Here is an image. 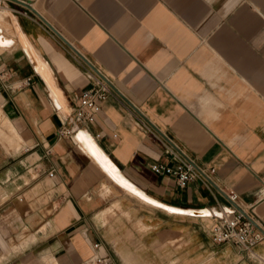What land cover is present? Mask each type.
<instances>
[{
  "label": "crops",
  "instance_id": "1",
  "mask_svg": "<svg viewBox=\"0 0 264 264\" xmlns=\"http://www.w3.org/2000/svg\"><path fill=\"white\" fill-rule=\"evenodd\" d=\"M5 4L0 264H80L94 250L111 264H264V239L251 255L186 213L225 207L233 190L264 223V0ZM81 60L111 89L75 127ZM136 117L212 166V184L154 173L170 160Z\"/></svg>",
  "mask_w": 264,
  "mask_h": 264
},
{
  "label": "built area",
  "instance_id": "2",
  "mask_svg": "<svg viewBox=\"0 0 264 264\" xmlns=\"http://www.w3.org/2000/svg\"><path fill=\"white\" fill-rule=\"evenodd\" d=\"M5 1L6 0H0V10L9 8L6 6ZM19 12L30 16L32 19H39L32 11L30 12L31 15L28 14L25 9H19ZM80 63L87 83L81 88L77 97V105L73 107L70 114L71 121L75 124V127H79V125L94 120L98 102L104 99L111 89L109 80L99 71L92 69L87 61L81 60ZM136 121L161 144L165 154L170 160V163H150L149 167L154 173L171 176L178 186H184L188 181L194 179L201 181L207 186L212 184L211 174L214 171L212 166H201L196 164L193 159L166 134L153 129L140 117H136ZM56 131L60 135L69 136L77 132L78 129L63 125L58 127ZM224 193L229 205L202 214L210 218L207 225L209 236L215 243L232 242L253 255L252 247L264 239V223L237 203V194L233 190H228ZM97 245V242L92 243L94 249ZM80 264L111 263L108 256L101 255L94 250L91 255Z\"/></svg>",
  "mask_w": 264,
  "mask_h": 264
},
{
  "label": "bare ground",
  "instance_id": "3",
  "mask_svg": "<svg viewBox=\"0 0 264 264\" xmlns=\"http://www.w3.org/2000/svg\"><path fill=\"white\" fill-rule=\"evenodd\" d=\"M7 38V37H6ZM4 39V38H3ZM8 40H10V38L8 39ZM8 40H5V41H8ZM9 43H11V42H9ZM13 43V42H12ZM11 43V44H12ZM10 44V45H11ZM3 45V44H2ZM1 46V45H0ZM6 47H8V45L6 46ZM4 48H5V46H4ZM89 148V147H88ZM94 148V147H93ZM111 165V164H110ZM109 165V166H110ZM120 180V182H122L124 185H126L127 187H129L132 191H134L135 193H137V194H139V195H141V196H143L144 197V195L143 194H141L139 191H137V190H135L132 186H130L129 184H128V182L125 180V179H123V178H120L119 179ZM207 210H203V212H206Z\"/></svg>",
  "mask_w": 264,
  "mask_h": 264
},
{
  "label": "water",
  "instance_id": "4",
  "mask_svg": "<svg viewBox=\"0 0 264 264\" xmlns=\"http://www.w3.org/2000/svg\"><path fill=\"white\" fill-rule=\"evenodd\" d=\"M190 211H187L186 213H192V214H204L205 212L203 211H197V210H192V209H189Z\"/></svg>",
  "mask_w": 264,
  "mask_h": 264
},
{
  "label": "rangeland",
  "instance_id": "5",
  "mask_svg": "<svg viewBox=\"0 0 264 264\" xmlns=\"http://www.w3.org/2000/svg\"><path fill=\"white\" fill-rule=\"evenodd\" d=\"M0 151H2V153L10 154V153L4 152L1 147H0ZM19 151H22V150H19ZM10 155H13V154H10Z\"/></svg>",
  "mask_w": 264,
  "mask_h": 264
}]
</instances>
